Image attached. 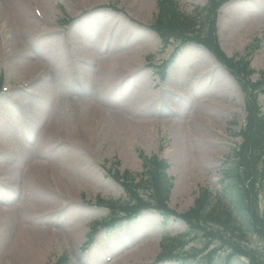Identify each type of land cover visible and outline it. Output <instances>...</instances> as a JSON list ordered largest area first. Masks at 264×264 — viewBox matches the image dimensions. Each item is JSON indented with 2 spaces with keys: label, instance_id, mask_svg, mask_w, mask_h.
<instances>
[{
  "label": "rangeland",
  "instance_id": "1",
  "mask_svg": "<svg viewBox=\"0 0 264 264\" xmlns=\"http://www.w3.org/2000/svg\"><path fill=\"white\" fill-rule=\"evenodd\" d=\"M176 2L185 15H204L208 4ZM5 3L0 0V264L20 256L18 242L34 227L48 229L47 247L34 264H57L62 257L68 264H154L166 247L164 235H182L166 252L202 247L184 220L164 225L158 210H144L115 232L99 226L110 215L108 204L127 201L129 189L146 195L140 185L124 184L139 181L142 158L155 154L169 165L172 211L194 210L204 192L218 199L223 167L241 141L243 83L201 46L172 42L163 49L155 29L159 0H44L39 18L26 5L36 31L30 37L13 26ZM221 4L212 17L220 45L229 57L250 53L257 80L264 73V0ZM103 58L120 75L112 88L102 89L98 80L94 89ZM31 64L43 68L31 74ZM164 103L173 105L168 114ZM259 104L264 109V94ZM96 108L94 115L102 113L96 132L79 136L77 126ZM142 125H150L153 140L131 135ZM201 150L210 156L207 163ZM257 194L264 217V186ZM242 243L264 253L259 234ZM212 249L222 251L216 264H225L233 248L214 243ZM248 262L242 257L231 264Z\"/></svg>",
  "mask_w": 264,
  "mask_h": 264
},
{
  "label": "trees",
  "instance_id": "2",
  "mask_svg": "<svg viewBox=\"0 0 264 264\" xmlns=\"http://www.w3.org/2000/svg\"><path fill=\"white\" fill-rule=\"evenodd\" d=\"M159 10L155 25L163 37L178 38L182 34L186 39L203 43L238 78L240 83H243L248 97V127L243 133L244 145L237 152V159L225 166L227 176L222 180L221 197L214 199L210 193L208 196V193L204 192L203 197H199L198 205L194 210L185 214L171 211L166 204L171 188V182L166 174L167 165L159 163L155 166V161L149 160L147 161L149 167L147 179L139 185L146 189L150 199H144L131 193L134 205L128 206L130 209L126 210L127 212L132 210L133 214L137 215L140 207H150L160 211L165 223L171 216L182 218L187 223L188 231L192 232L195 238L200 239L199 241L228 244L233 248L229 255H245L250 259L249 264H264V253L247 250V245L242 243V241L246 242L251 234H259L264 238V217L259 214L257 194V189L264 186L262 162L264 159V116L261 117L262 113L256 96L259 83L253 84L249 80L253 71L246 58H229L220 50L212 23L214 10L209 11L205 8L201 11L204 15L196 14V12L183 15L173 0H159ZM205 12L208 13V17L211 15L209 20L205 18ZM207 26L209 29L206 35L201 32L195 33ZM183 30L187 32L184 33ZM189 33L195 36H189ZM114 223L115 221L109 222L108 225L112 227ZM180 256L176 257L179 259ZM187 257L188 255H183L178 260L180 264H192Z\"/></svg>",
  "mask_w": 264,
  "mask_h": 264
},
{
  "label": "bare ground",
  "instance_id": "3",
  "mask_svg": "<svg viewBox=\"0 0 264 264\" xmlns=\"http://www.w3.org/2000/svg\"><path fill=\"white\" fill-rule=\"evenodd\" d=\"M44 0H7V3H5L4 8L6 9L7 5V14H10V18L14 21H12L13 26L19 27V33L20 35L24 37H30L34 36L36 31L32 26V22L29 18H31L30 14L28 13L26 5H29V8L33 10V13L37 18L43 17V2ZM6 13V12H5ZM7 19V18H5ZM20 24V25H19ZM118 42V41H117ZM117 42L115 46L117 45ZM105 59L109 58H103L101 60L102 68L101 70H96V84L93 87L94 89L97 88L98 80L102 85V89L106 88H112L114 86L115 77L120 75L119 71L115 69V67L109 66L110 62L106 61ZM115 63L116 61L113 60ZM39 66L35 64H31L30 67L27 69L28 72L30 71L31 74L35 73L36 69H38ZM43 68V67H42ZM42 68H39L37 71ZM98 72V73H97ZM135 102L137 104L141 103V100L138 98H135ZM164 106L167 108L166 114H168L169 108L173 105H170V103H164ZM98 108L90 109V116L83 119V121L77 126L76 133L79 136H85L87 133L96 132V128L98 127L99 123L101 122L102 113L101 111H98L96 115H94V112H96ZM95 120V121H94ZM90 121V123H89ZM105 121V120H104ZM126 122L127 118L123 119L124 123V130H126ZM89 124V125H88ZM146 124V123H144ZM104 125V123H103ZM133 131H131V135H137L138 138L142 140L149 139L150 141L153 140L154 135L151 131L150 125H142L140 127V131L135 130L132 128ZM200 156H202V159H204L207 163L209 161V154L206 153V151L201 150ZM30 221L26 220V224H28ZM25 227V226H24ZM29 230V229H28ZM27 230V232H29ZM34 232L28 234L27 236L23 237L24 239L20 240L18 242V250L20 252V256L13 257L12 264H28V262L31 263H37V260L41 261V253L46 249L47 245V238L46 234L48 233V229L45 227H34ZM44 244V245H43ZM144 249L148 251H154L155 248L152 244L144 243Z\"/></svg>",
  "mask_w": 264,
  "mask_h": 264
}]
</instances>
